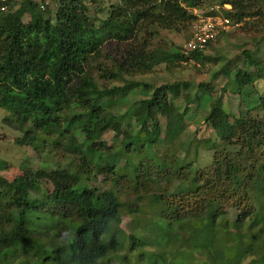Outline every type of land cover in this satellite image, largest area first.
<instances>
[{
	"label": "trees",
	"instance_id": "1",
	"mask_svg": "<svg viewBox=\"0 0 264 264\" xmlns=\"http://www.w3.org/2000/svg\"><path fill=\"white\" fill-rule=\"evenodd\" d=\"M57 1L53 13L32 0L10 1L0 11L2 123L21 133L15 138L18 145L38 151L46 144L40 137L58 136L70 154L62 168L25 169L8 198L0 181L1 216L11 218L6 227L0 223V264H131L128 255L139 248L144 249L143 264L242 263L255 253L258 241L264 243V94L250 107L261 113L235 117L233 131L222 145H213L208 165L200 168L195 165L197 150L187 161L176 156L174 144L184 120H194L197 110L209 103L208 83L199 84L202 94L186 91V106L179 110L170 96L189 89V82L153 86L125 81L143 85L147 94L133 102L138 120L131 126L130 111L107 109L126 85L101 88L87 69L108 41L124 43L115 64L100 67L112 78L146 73L161 63L170 70L184 61L209 59L206 49L177 50L166 41L151 45L148 39L140 44L137 40L148 27L187 30L198 19L193 9L199 1L117 0L97 9L107 10L101 19L89 14L83 0ZM218 4H230L221 15L234 24L264 15V0ZM243 54L244 68L232 80L237 92L264 77V60L248 50ZM73 97L82 110L67 115L63 111ZM209 107L204 121L216 128L225 116L221 99ZM160 117L165 120L163 131ZM108 129L114 131L118 147L100 140ZM94 170L103 175L104 189L89 185ZM67 192L73 195L66 198ZM120 194L132 199L130 223L141 235L114 229L121 222ZM51 221L68 231L62 242L54 237L59 233L55 228L45 231L41 224ZM229 221L235 222L240 238L229 231Z\"/></svg>",
	"mask_w": 264,
	"mask_h": 264
},
{
	"label": "rangeland",
	"instance_id": "2",
	"mask_svg": "<svg viewBox=\"0 0 264 264\" xmlns=\"http://www.w3.org/2000/svg\"><path fill=\"white\" fill-rule=\"evenodd\" d=\"M198 1V6L194 8L193 11L199 16H205V13L209 11L211 5L220 2V0ZM83 2L87 5L91 16L101 19L107 15V10L97 12V9L104 6L108 7L110 4L116 3L117 0H102L96 5L92 3V0H83ZM49 10L53 13L55 8ZM24 20H27V18L25 17ZM243 20L246 22L232 23L228 31L223 35L219 33L218 36L211 41L212 43L205 51V54L210 58L206 60L184 61L180 67L171 68L170 70H167L165 64L161 63L146 73L129 72L123 74L122 78H112L111 76H104L100 67H112L115 64L114 59L120 58L122 50L124 49V43L108 41L99 53L92 56L87 69L95 78L96 83L100 87L102 86L101 88L126 85L125 81L147 82L153 86H158L165 82L187 81L189 82L190 88L180 92L177 96L171 94L169 99L179 110H182L186 106L183 97L186 91L190 93L199 92L202 94L204 92L199 84L208 83L211 88L209 92V103H207L203 109L197 110L194 115V120H184L183 131L174 144V147L176 146V156L180 158L186 156L187 161H192L194 159L197 150L198 157L195 165L203 168L208 165L211 159L213 145H222L223 138L233 131L235 117L246 114V112L249 111L255 114L261 113L251 110L250 107L259 94H264V77L255 80L253 83L245 84L241 92L234 90L235 86H233L234 83L232 82L236 70L238 68H244V50L250 51L255 59L264 60V15L261 17L244 18ZM96 24H99V22L96 21ZM191 29L192 27H189L187 30L164 29L158 26L152 28L148 27L147 30H141L138 33L137 40L140 44L145 42V39H148L151 45L166 41L168 46H171V49L181 50L187 40L186 36L191 34ZM149 30L155 31L156 33L153 36L149 35L147 33ZM262 36L263 38H261ZM145 95L147 94L144 93L143 85L140 84V86H137L129 83L126 85L121 96L117 97L115 95L114 103L110 108L107 107V109L118 114L130 111L128 123L131 126H135L138 120L136 116L138 107L132 108L131 106L133 102ZM217 99H221L225 116L221 118L219 125L213 128L204 121V116L209 111V106ZM71 100L68 108H65L63 111V113L67 115L82 110V106L75 97L71 98ZM191 109L195 110L194 103L191 104ZM4 114H6V112L4 109L0 108V181L2 183L1 190L8 198L18 185L25 169L44 168L50 170L58 166L62 168L67 165V158L70 154L62 148L58 136L40 137L46 141V144L43 149H39L38 151L31 146L16 144L15 138L21 136V133L2 123L1 119ZM160 119V126L163 131L165 120L163 117H160ZM114 135V131L108 129L102 134L100 140L112 143L114 146L118 147L119 140ZM61 141L63 142L62 139ZM73 166H75L74 163ZM92 177H94L95 180L89 183L90 186L93 185L101 189L105 188L106 185L103 182V175L94 170ZM44 186L47 187V183L44 184ZM72 195L71 192L64 194L66 198H70ZM119 201L122 207L121 222L120 224H116L114 229H121L125 235H141L142 233L140 230H132L131 227L130 221L132 214L130 212L135 210V208L131 206L133 205L132 199L126 195L120 194ZM234 215L235 213L231 210L229 218L233 219ZM10 220L11 218L1 216L0 212V223L4 227L10 223ZM228 223L230 225L229 231H231L235 237L240 238V232L235 222L229 221ZM41 224L45 227V231L48 228H55L59 233L54 237L57 236L56 240L59 242H62L68 235V231L63 226L58 225V222L51 221L48 224ZM260 241L262 242V240ZM260 241H258L259 246L254 249L255 253L250 252L240 264H264V243ZM143 251V248H139L137 251L130 253L128 255L130 263L143 264L144 261L140 256ZM201 258L202 256H199V259ZM110 264H119V261L112 260ZM195 264H198V261H196Z\"/></svg>",
	"mask_w": 264,
	"mask_h": 264
},
{
	"label": "built area",
	"instance_id": "3",
	"mask_svg": "<svg viewBox=\"0 0 264 264\" xmlns=\"http://www.w3.org/2000/svg\"><path fill=\"white\" fill-rule=\"evenodd\" d=\"M20 0H0V11L6 10L8 2ZM37 2L42 10L53 9L58 7L57 0H32ZM209 11L218 12L216 15L199 16L190 27H192L191 37L185 42L184 49L186 51L205 50L207 44L213 41L219 33L226 32L232 26V20L229 17L221 15L223 9L229 10L230 4H213L209 7Z\"/></svg>",
	"mask_w": 264,
	"mask_h": 264
}]
</instances>
